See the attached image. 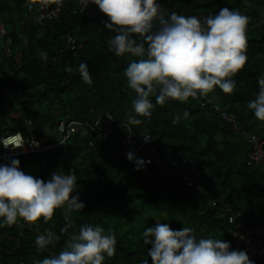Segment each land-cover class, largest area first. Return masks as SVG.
<instances>
[{
  "label": "trees",
  "instance_id": "16d2710c",
  "mask_svg": "<svg viewBox=\"0 0 264 264\" xmlns=\"http://www.w3.org/2000/svg\"><path fill=\"white\" fill-rule=\"evenodd\" d=\"M76 1L0 0V25L4 26L0 70L7 73L6 79L0 80V134L19 132L33 139L53 133L60 120L91 122L94 115L109 112L121 125L126 115L133 114L131 101L135 94L124 76L130 58L108 52L107 40L114 33L104 28L107 17L101 12L96 18L72 14ZM158 2L166 13L175 11L203 18L227 7L249 18L248 59L233 77L234 90L224 94L217 88L206 97L264 140V121L257 120L247 108L258 92L257 77L264 73V0ZM39 3L58 7L59 19L45 25L23 24ZM67 33L76 39L75 52L62 49ZM3 47L9 48L8 60L2 55ZM42 52L46 59H41ZM81 61L88 64L91 83L84 82L76 71ZM66 65L73 71H66ZM153 104L151 115L140 117V125L128 126L132 137L148 134L155 155L163 161L183 158L191 163L192 176L203 192L180 185L174 171L161 169L156 173L151 165L137 171L133 163L130 167L114 159L112 154L122 149V127L103 141L91 136L74 137L66 147L49 154L18 159L19 168L42 180L50 178L51 170L67 173L71 168L76 189L70 197L78 196L84 207L69 211L58 208L47 222L41 218L31 229L15 224L0 228V264H35L45 256L55 255L85 223L99 224L115 236V254L102 264H140L142 259H149L151 264L146 255L149 246L143 245L140 233L155 225L156 218L172 229L191 227L198 238L228 242L232 225L226 210L237 212L244 226L264 220V166L248 164L245 141L221 121L211 105L199 97L164 105H155L153 98ZM184 110L189 116L174 125V115ZM89 140L99 148L88 147ZM64 150L72 154L69 160H59ZM45 231L59 239L37 252L35 238Z\"/></svg>",
  "mask_w": 264,
  "mask_h": 264
},
{
  "label": "clouds",
  "instance_id": "9594fccd",
  "mask_svg": "<svg viewBox=\"0 0 264 264\" xmlns=\"http://www.w3.org/2000/svg\"><path fill=\"white\" fill-rule=\"evenodd\" d=\"M107 17L104 28L114 33L107 40L108 52L116 57H129L124 69L128 88L135 94L126 126L140 125V117L151 115L155 105L168 101L186 102L189 98L205 97L214 89L230 94L236 86L235 74L244 66L249 18L235 9L221 8L212 15L199 18L167 12L158 0H92ZM27 42V41H25ZM46 59V53H41ZM65 70L72 72L70 66ZM82 80L91 83L88 64L81 61L76 68ZM258 92L247 108L253 116L264 121V73L257 77ZM189 113L174 115L175 125ZM147 142L148 137H144ZM22 135L0 137V146L23 148ZM31 144L35 145L33 141ZM126 159L140 171L146 163L132 152ZM76 178L72 171H55L47 180L26 174L13 158L0 164V228L22 219L26 224L43 219L47 222L55 210H81ZM61 231H64L63 229ZM151 264H253L244 250H230L228 241L194 235L191 227L172 229L156 221L140 233ZM51 231L38 234L34 245L37 252L58 240ZM116 239L99 224H82L55 255L45 256L35 264H102L114 256ZM140 264H149L142 259Z\"/></svg>",
  "mask_w": 264,
  "mask_h": 264
},
{
  "label": "built area",
  "instance_id": "2783aa9c",
  "mask_svg": "<svg viewBox=\"0 0 264 264\" xmlns=\"http://www.w3.org/2000/svg\"><path fill=\"white\" fill-rule=\"evenodd\" d=\"M85 13L91 18H96L100 11L92 3V0H77L75 6L72 8V14ZM60 9L58 7L49 8L44 4H38L32 16L27 15L26 21L23 24L45 25L46 23L55 22L59 19ZM0 26V39L4 34L3 28ZM63 51L75 52L76 39L71 33H67L63 37ZM2 55L9 58L10 51L8 47L2 48ZM7 73L5 70H0V80H5ZM202 101L211 105L222 122L226 123L236 136H239L245 141L247 151V162L250 165L264 166V140L262 137L254 132L247 131L246 128L240 124L233 114L227 112L224 108L219 106L208 97H199ZM202 105V104H201ZM125 129V135L121 142L122 149L112 154L114 159L121 160L128 164L126 153L132 152L136 157L143 158L145 161H150L145 165L154 166V171L158 173L162 170L174 171L178 176V183L186 188H193L197 192H203L202 188L196 183L192 176L194 166L183 158L168 159L163 161L155 155L154 149L151 146L152 140L148 134H141L137 138H133L130 128L125 124L117 125L109 112H103L94 115L91 122L78 121V120H60L53 131V139L47 135L42 134L35 138L23 137V148L13 149L9 146L7 149L0 146V164L9 163L13 158L27 159L34 156H42L51 153L55 149L66 147L72 138H84L91 136L96 140L103 141L109 139L112 133L118 128ZM16 133H1L0 137H11ZM144 137H148L146 142ZM35 142V145L31 144ZM88 147L99 145L95 144L93 140L88 141ZM72 154L66 150L60 154L59 160H69ZM55 171H49V176ZM72 171L69 168L68 172ZM67 172V173H68ZM228 212L227 221L232 225V234L230 237V250H244L250 261L259 262L264 264V220L259 223H254L249 226H244L240 221L237 212ZM21 229H31L34 227V222L26 224L22 219L14 223Z\"/></svg>",
  "mask_w": 264,
  "mask_h": 264
},
{
  "label": "rangeland",
  "instance_id": "374dc122",
  "mask_svg": "<svg viewBox=\"0 0 264 264\" xmlns=\"http://www.w3.org/2000/svg\"><path fill=\"white\" fill-rule=\"evenodd\" d=\"M1 28H3V30H4V26H3V25H2ZM2 60H3L2 57H0V62H2ZM5 60H8V59L5 58ZM6 99H7V98H6ZM14 105H15V104H14ZM16 107H17V106H16ZM46 134H47V136H51V135H52V134H49L48 132H46ZM131 165H132V164H130V167H132ZM28 167H29V166H28ZM152 215H153V214H152ZM156 221H159V218H156Z\"/></svg>",
  "mask_w": 264,
  "mask_h": 264
},
{
  "label": "crops",
  "instance_id": "0c3cea01",
  "mask_svg": "<svg viewBox=\"0 0 264 264\" xmlns=\"http://www.w3.org/2000/svg\"><path fill=\"white\" fill-rule=\"evenodd\" d=\"M0 26H2V25H0ZM49 134H52L51 136H48L50 139H53L54 138V136H53V133H49ZM45 135H47V134H45Z\"/></svg>",
  "mask_w": 264,
  "mask_h": 264
}]
</instances>
